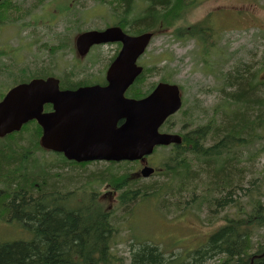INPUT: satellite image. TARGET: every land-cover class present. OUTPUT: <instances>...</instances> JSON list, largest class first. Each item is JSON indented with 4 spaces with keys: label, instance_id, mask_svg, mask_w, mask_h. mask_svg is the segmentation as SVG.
<instances>
[{
    "label": "trees",
    "instance_id": "16d2710c",
    "mask_svg": "<svg viewBox=\"0 0 264 264\" xmlns=\"http://www.w3.org/2000/svg\"><path fill=\"white\" fill-rule=\"evenodd\" d=\"M121 2V8L129 7V0ZM58 5L56 1L55 6ZM186 7L183 0H154L140 24L152 25L153 21L155 24L158 17L171 9L174 19ZM5 22L9 24L13 20L0 16V24ZM195 31L204 64L213 68L208 60L213 45L204 35L202 25L196 26ZM44 49L48 50L45 46ZM46 65L47 68L42 66L37 71L19 68L28 75L20 82L46 78L47 73L52 75L54 64L48 61ZM8 68L7 64L5 69ZM19 74L9 68V76ZM4 76L0 75V94L9 77ZM60 78L63 87L69 89L86 84L73 79V70ZM143 79L142 76L138 80ZM218 80L216 101L209 111L198 106L181 114L180 124L185 127L183 144L169 151L161 166L170 181L160 188L149 189L144 184H129L120 177L118 189L122 207L153 195L162 206L173 205L181 212H190L196 206L209 215L226 212L223 219L228 220L227 225L205 248L191 256V263L166 258L154 246L139 244L131 264H206L207 261L264 264V234H258L264 230V181H261L264 173L255 177L252 168H248L264 153V146L259 145L264 140V52L258 69L240 63L230 67ZM40 137L41 128L32 122L20 132L0 139V223L19 224L29 239L0 241V264H125L113 253L117 241L114 233L119 230L122 217L118 218L115 210L106 209L97 195L84 205L82 202L80 207L70 208L68 203L75 201V195H63L61 187L69 189L70 181L77 175L74 170L85 166L76 167L57 154L56 158L46 157L49 153L41 148ZM68 168L72 169L71 174L65 172ZM97 179L102 181L106 177L100 174ZM233 209L236 215L227 217V210Z\"/></svg>",
    "mask_w": 264,
    "mask_h": 264
},
{
    "label": "rangeland",
    "instance_id": "374dc122",
    "mask_svg": "<svg viewBox=\"0 0 264 264\" xmlns=\"http://www.w3.org/2000/svg\"><path fill=\"white\" fill-rule=\"evenodd\" d=\"M246 1L251 3L255 0H198V3H203L194 10L188 12L179 20L180 23H183L184 18L191 17L193 19V22L196 24L207 21V24L205 23V28H207L209 31H212L214 35L219 34V36L213 40V43L216 44V47H218L219 51L225 52V56L221 55L220 57H217L215 63L213 64V68L211 66H206L203 62V59L201 58V54L198 55L199 47L197 46V44L199 43L188 39H185V41L181 40L180 42H177L174 41L173 38L169 37L172 33L166 35L164 33H157L156 39L153 41L152 45L149 48V54L147 57L148 63L146 68L149 70V72L147 73L145 88L150 86L152 83L156 84L160 82L162 78H167L170 81L172 79L176 81L177 84L183 87L185 108L201 106L205 108V110L209 111L208 109L215 103V98L217 95L216 90L220 86V81L218 80V78H220L224 72L226 73L231 66L239 63H251L249 65L251 66V69H258V67L260 66L262 54L264 52V33L260 32L257 29L249 27H252L254 24H256L261 26V30L264 31V0H257L254 5L249 6H245ZM226 8L232 9L230 11H226ZM245 9H247L249 12ZM213 10L220 11V16L218 18H209L210 12ZM93 12L96 13L97 11L93 10L92 7L87 12L88 18L92 17ZM81 18V23L77 25V27L79 28H81V25L84 21V16L81 15ZM153 26L154 24H149L147 25V28ZM177 26L178 24L176 26L174 25L169 27L170 31H173ZM11 28L14 30H12ZM11 28L4 32L0 31V39L4 37L3 44L5 48L3 47V49H5L7 52H14V56L16 57V59L22 60L20 52L16 50L19 48L17 30L14 27ZM41 30L43 31L40 32V35L42 36L44 30ZM44 37V41L47 40V37L45 35ZM227 42L228 46L226 49L224 47L226 46ZM38 45V58L39 64H41L47 57H52V54L49 51H45L42 49L41 40L39 41ZM105 55L106 51L104 49H94L89 53V56L97 62L98 66L102 65V59L105 57ZM71 58L72 56L70 55L60 56L57 72L62 70L64 67L63 65H65L64 62L68 63ZM23 60L26 61L28 65H30V53H24ZM225 60H227L228 62L227 65H225ZM7 64L9 65V62ZM21 64H23V61ZM19 72V75H14V80L16 78L18 79L17 81H15V84L18 81H24L28 76L23 74L21 71ZM49 74L50 73H47L48 76H50ZM0 75H5L6 77L9 76V68L0 70ZM42 75L45 76L46 73H43ZM8 84L10 85L11 83L5 81V83L3 84L5 85V87L1 89L0 96H3V94L7 92ZM179 118L180 114L176 115V117L172 120L174 124L173 126H175L174 128L177 131L180 130ZM160 151H163L161 152L163 156L165 151L167 150ZM49 156H51L52 158H56L55 154L53 153H49L46 157ZM158 158L159 160L157 161ZM158 158L154 159V161L157 162H154L152 159H150V163L152 164V166H156L160 170L159 166L161 165L162 157ZM257 161L258 164L251 167L254 171L255 177L260 176L258 172H264V155L258 158ZM132 167H136V165L127 164L117 167L111 166L110 164L106 163H98L95 166H88L85 168L74 167L76 168V170L74 171H77V175L75 174V179H72L70 181L72 182V184L69 185V189H67L66 186L61 187V193L63 195H71L72 193H74L75 201L70 200L68 206L70 208L73 205L74 208L76 207V205L80 207L82 201L78 200L77 197H85L83 205L87 200H89V192L87 190H82L84 184L92 183V181L97 178L96 176H99L100 174H104L105 177H108L111 169L114 171V173L118 172L119 175H122L128 170L130 171ZM70 170L72 169L68 168L65 172L71 174L72 172ZM247 179H249V177H247ZM165 182L166 178H164L163 175H159L158 173L150 180H141L140 182L136 183H138V186L145 184V187L147 188H150L152 186V188H157L162 186ZM98 184L99 183L93 184V187L98 191V193L112 191L111 189H113H107V186L105 184H102V182L100 183V185ZM127 188L125 190H127ZM247 188H250L251 190L253 189L251 185H247ZM118 197L119 193H117L113 198L101 197V201L106 207H110V210H115L117 212L118 218H121L122 216L124 217L120 222L121 230L119 229L114 233L117 241L115 243L113 253L122 258L125 264L131 263L134 252H136L137 249L140 248L139 244L145 245L146 243L147 246L151 245L154 247H159V249L169 257H172L173 254H180L183 250L172 249V251L170 252L167 246V244H169L170 242L164 244V240L167 239L170 234H173V230H170L168 232L165 229L161 228V224H174V226L176 227L175 232L179 234V227H187L191 224L198 225V223L201 222L197 216L195 219L193 215H190L188 213L178 214L179 216H174V214H165V211L163 210V212L159 208L156 198L142 200L136 205L131 204L129 206L131 210H128L124 216V210H116L119 208V204L117 203L116 199ZM138 201H136V203ZM233 212L234 210L231 211L232 215ZM223 216L224 213H221L217 216L216 219L211 220L214 223H210L209 221H207V224L209 225V227L207 228L217 227L225 223V221L222 219ZM210 218L213 217L210 216ZM183 219V222H179ZM177 222H179L177 224L178 227L175 225ZM258 234L263 235L264 230L258 231ZM27 235L28 234L25 233L23 228L15 222H6L4 224L3 222L0 223V241L10 242L29 240L27 239ZM206 264L215 263H213V261H207Z\"/></svg>",
    "mask_w": 264,
    "mask_h": 264
},
{
    "label": "water",
    "instance_id": "95a60500",
    "mask_svg": "<svg viewBox=\"0 0 264 264\" xmlns=\"http://www.w3.org/2000/svg\"><path fill=\"white\" fill-rule=\"evenodd\" d=\"M100 37L104 39L98 40ZM86 38L91 43H124L109 73L110 86L95 92L94 88L60 91L55 78L18 85L0 102V138L36 120L43 129L42 147L77 162L141 160L156 146L180 144L179 136L158 132L164 121L181 108L177 86L159 84L149 97L140 101L124 98L126 89L142 73L136 60L148 45L150 35L130 38L120 29H108L87 33L83 35L85 41ZM47 103L53 104V112H43ZM120 121L125 123L118 127ZM153 172L145 168L143 175L148 177Z\"/></svg>",
    "mask_w": 264,
    "mask_h": 264
},
{
    "label": "flooded vegetation",
    "instance_id": "af4514ba",
    "mask_svg": "<svg viewBox=\"0 0 264 264\" xmlns=\"http://www.w3.org/2000/svg\"><path fill=\"white\" fill-rule=\"evenodd\" d=\"M62 0H59V3H61ZM92 0H70L68 2L69 6L76 5L77 6V12H70L66 11L57 17V13L59 11V5L58 7L55 6L56 1L55 0H2L0 3V16H4L5 18H9L13 20L12 23L7 24L6 22L3 24H0V31H5L11 27H14L17 30V36L19 38V41L25 48V52L30 53V58H31V67H35L38 64L37 54H38V47H37V41L34 40V36L38 33L40 28L42 27H53L54 26V21L57 20H64L67 18V16L71 15H76L80 14L82 15L85 13L87 10L89 3ZM116 3H120V0H114ZM123 1V0H121ZM129 7L128 8H121L122 7V2L120 9L123 13V16L126 20H131L135 14H137V11H134V8L138 10L140 6L145 5V0H129ZM148 2H154V0H147ZM98 2V1H95ZM141 4V5H139ZM107 5V2L105 3ZM117 7L112 8L113 14L116 15L118 11ZM158 9H156L157 11ZM147 12H145L142 16V19L138 18L134 20L132 27L135 28V30H131L129 33L134 35L136 30L141 31L142 29L147 28V25L145 24H140L141 21H143L146 16ZM140 15V14H139ZM161 17V16H160ZM158 17V18H160ZM47 21L46 24L43 23V21ZM42 22V24L39 23ZM154 24V21L152 25ZM136 26V27H135ZM48 34H50V30L47 28L45 29ZM128 33V32H127ZM128 33V34H129ZM52 37V34H50ZM36 37V36H35ZM116 53L118 51V48L120 46L114 45ZM101 47V46H96V48ZM105 48V47H102ZM9 62L10 65L13 63L15 64H21L22 60H8L6 55L4 54V50L1 49L0 46V68L6 67L7 63ZM138 65L142 66L143 65V59H140L138 61ZM107 80H106V75L103 76L102 78L99 79V84L101 85H106ZM214 237V236H213Z\"/></svg>",
    "mask_w": 264,
    "mask_h": 264
}]
</instances>
